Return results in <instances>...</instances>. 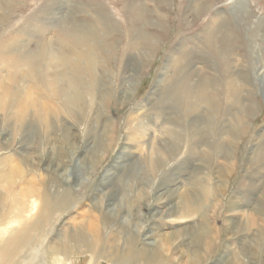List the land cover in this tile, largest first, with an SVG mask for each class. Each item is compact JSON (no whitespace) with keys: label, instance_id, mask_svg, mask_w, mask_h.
I'll use <instances>...</instances> for the list:
<instances>
[{"label":"rangeland","instance_id":"obj_1","mask_svg":"<svg viewBox=\"0 0 264 264\" xmlns=\"http://www.w3.org/2000/svg\"><path fill=\"white\" fill-rule=\"evenodd\" d=\"M132 1H144L145 6L138 8L142 13L141 16L146 18L148 23L134 16L137 7L134 6L136 3L131 4ZM193 2L194 0H0V44L4 42V48L10 42L8 39L21 33L23 41H28L26 44L24 42L25 46L30 50H36L39 48L38 36L43 30L48 38L55 36L62 38L66 35L67 39L56 42L55 47L65 56L69 55L77 46L75 35L78 34V25L83 21L93 22L94 16L101 13L109 24V33L103 36L102 40L108 43L110 47L108 51L111 54L110 57L108 56L110 63L103 56L105 54L97 59L96 70L104 81V84L102 83L104 88H101L99 92L102 95L104 116L99 124L95 123L96 116L90 103L88 108L73 115L67 111L62 103L63 99L57 97L55 100L51 99L48 89L44 88L33 74L35 64L28 56L29 60L22 66L29 76L26 86L38 94L41 92L43 95H39L38 98L43 100L48 98L59 111L58 113L50 112V140L47 139V127L36 125L29 139L32 141L33 135H37L35 138L37 145L33 146L24 140L27 137L24 136V132L16 128L14 121L9 123L10 115L0 113V164L4 157L18 164V158L19 156L21 158L23 152H32L30 164L27 166L28 178L39 189V193L43 194L45 190V185L41 181L43 177L57 178L62 184L57 186L60 187L61 192H64L61 194L66 198L59 197L61 198L57 200L59 203H55L56 210L53 209L52 216L41 233L43 242L35 241L23 254L21 250L13 264H52L54 256L50 255L49 245L57 242V238L62 236L60 229L63 223L66 220L69 222L71 217H74V223L83 218L95 220V217H100L96 207L100 208L102 199L105 201L104 210L105 208L107 212L111 210L108 212L109 216L116 214L117 216L114 217L121 223L124 222L123 225L126 226L123 227L127 232H121L119 247L114 255H110L112 249L108 241L103 242L102 255L99 253V257H93L89 247L73 249L72 253L67 255V259L74 264H115V255L126 251L127 236L131 233L136 235L137 248H139L144 234L150 227L155 229L160 239H164L166 243L171 239L167 234L174 231L175 237V228H181L180 232L184 238L176 237V241L183 244L188 242L181 246V250L179 249L184 251L181 264H264V185L258 186L256 196L242 207L231 210L233 205L242 202L241 193L245 191L244 184L251 178L253 172L264 166V153H262L264 150L262 149L261 154L257 146L261 133L264 132V94L262 93L263 82L260 78V72L264 73V0H209L208 2L202 0L198 2L199 7H195L196 9ZM238 3H241L240 7ZM220 11L226 15L233 38L228 46L232 48V52L229 51L226 55L229 59L237 60L242 74H240V80L246 86V94L243 96L246 110L241 109L242 111H237L235 115L245 120L240 126L234 127L233 131H227L231 141L227 142L224 158L220 159L222 164L218 165L216 144L226 111L227 99L224 97V89L217 90L215 86L224 78L222 71L224 64L220 61L222 51L227 48V45L220 43L218 47H215L216 50L200 49L196 62L201 70L203 68L205 70L198 73L200 69H197V76L212 82L210 88L215 90L208 91L207 94L215 96L217 101L212 105L213 115H208L210 121L205 123L206 138L204 137L201 155L202 157L205 155V159L195 160L198 164H190L188 161H191L192 145L188 126L191 118L198 113L199 108L194 104L198 103V100L193 98L192 104L186 94L179 89L176 91L177 97L171 99L173 96L171 95L169 96L171 100L163 104L169 108H166L162 114L158 112H162L160 108L163 102L162 93L170 89V83L175 80L174 77L178 76L173 74L172 67L167 68L169 63L171 64L169 60L175 58L174 62L177 61L180 45L184 41L186 43L183 48L188 49L190 46L194 48L196 43H198L196 47L205 48L206 41L203 42L204 39H201L199 34L214 14ZM138 29L146 33L148 38L144 37L147 42L146 39H140L145 40L140 41L143 46H140L139 42L138 48L131 52V46L128 45L131 43L130 40L138 37ZM109 34L112 35L108 37ZM98 50H100L99 47L95 52L97 55L101 54ZM15 55L0 49L1 80L7 81L9 76L14 74V69L9 66L8 60L12 61ZM205 58L208 59L205 60ZM214 69L216 73L213 72ZM10 83L7 81L5 85L11 86ZM87 97L89 99L90 95ZM88 99L85 98V103ZM209 113L211 111H207V114ZM174 122L179 127L173 126ZM88 127L92 131L90 134H87ZM169 129H179L183 139L175 141L168 134ZM65 131H68L70 137H74L77 145L75 149L71 150L65 143ZM142 133L146 135L142 143L143 149L140 147L139 150L136 148L138 144L136 138H139ZM68 135L67 138H70ZM97 137L99 139L102 137L101 142L105 141L100 150L96 147ZM152 144L154 145L153 158L157 159L154 170L149 167L151 164L144 163L150 156ZM48 145L51 149L58 151L60 160L53 158L52 161L48 158ZM169 147L172 151H168ZM161 150H167L163 162L158 160ZM56 162L60 165L57 177L54 173L51 175L52 171L48 169V167H56ZM219 179L224 182L221 184ZM204 183L210 184L212 191L203 211L197 215L184 217L177 215L178 217L169 218L170 215L168 216L166 212L170 210L174 201L179 200L181 191L186 188L192 192L196 191L200 184ZM20 184L21 180L14 188L16 193ZM172 188L179 190V194L170 196L169 190ZM14 191L9 195L7 203L4 199L6 194L3 198L0 191L2 195L0 196V213L2 212L0 222H4L0 224V228H8L7 237L13 232L11 230L22 227V219L34 217L38 213L39 206L42 207L40 202L41 204H38L35 209L27 212L22 209V212L18 214L11 208L12 202L30 205L34 198L23 199L21 195L12 200ZM193 201L196 203L198 200ZM133 203L137 207L134 209L133 216L139 222L137 225L134 218L128 215ZM117 208L124 211L118 213ZM255 208L257 209V212L253 214L256 220H254L255 227L240 232L236 222L244 223L248 213ZM159 210L161 213L157 214ZM84 212H86L85 217L82 215ZM19 215L22 216L21 219H17ZM72 222L70 220L64 226L73 228ZM111 228L105 229L103 235L112 236ZM119 233L120 231L117 232L118 236L121 235ZM243 241L248 244L250 253L239 254L240 258L236 259V253L240 251ZM111 244L113 245L114 242ZM71 245L74 244L71 243ZM106 250H109L110 254ZM179 250L176 253H181ZM48 260L51 261L48 262Z\"/></svg>","mask_w":264,"mask_h":264},{"label":"bare ground","instance_id":"obj_2","mask_svg":"<svg viewBox=\"0 0 264 264\" xmlns=\"http://www.w3.org/2000/svg\"><path fill=\"white\" fill-rule=\"evenodd\" d=\"M200 1L202 0H194L193 2L194 8L199 7L198 2ZM206 1L208 2L209 0H206ZM241 3H238L237 5H239L240 7ZM131 4L132 5L135 4L134 6L137 7L135 11L136 14L134 16L137 18L139 17L138 19L140 18L144 19V17L141 16L142 13L140 12V9L138 8L144 5V1H139V2L132 1ZM131 15H132V12H131ZM145 19H144L145 23H148V21L146 22ZM108 25H109L108 22L106 21V19H104V17H102L101 13H98L97 15L94 16L93 22L83 21L82 24L78 25L79 26L77 27L78 34L75 35L77 46L74 47V50L72 53L66 56L64 55L62 51L60 52V50L55 47L56 42H61L62 39L63 40L67 39L65 38L66 35L63 36L64 38L63 37L61 38L60 36L48 38L47 33L43 30L40 32V36H38L39 48L36 50H30L27 48V46H25V44L28 41L27 42L23 41L24 38L22 37L21 33L20 35H16L13 38L8 39L10 42L5 48L3 47L5 45L3 44L4 42L0 44V49H3V51L8 52V54L10 53L16 54L15 57L14 56L12 57L11 59L12 61L8 60L9 66H11L14 69V74L9 76V78L7 79V81L11 82L10 83L11 86L5 85V82L7 81L0 79L1 80L0 81V113L10 115V117L8 118L9 123L11 121H14L16 128L24 132V136L27 137V139H24L26 142L32 144L33 146L37 145L35 141V138L37 135H33L34 137H32L33 138L31 139L32 141H30L29 139L31 138L30 136L32 135L31 133L34 130V127L39 124L41 125V127L43 125L47 127L48 129L47 139L50 140L51 138V132H50L51 131V128H50L51 126L50 115L51 114L50 112H55V113L59 112L58 108L55 109V106L53 105L54 103L51 100H49L48 98L47 99L45 98V100H43L42 98H41L42 100L38 98V96L42 94L41 92L38 94L32 91V89L30 90L29 87L26 86L25 83L29 76L26 74L22 66L26 65L24 62H27L29 60L27 59L28 57L31 58L32 63L35 64L33 74L36 75V78L40 80L41 85H43L44 88L48 89L47 91L49 92L50 94L49 97L51 96L50 97L51 99L55 100L56 97L63 99L62 103L67 108V111L73 115L78 114V112H82L83 110H85L86 107L88 108L89 103H90L91 104L90 107L91 109H93L95 116H96L95 118L96 120L94 119L96 121L95 123L96 124L100 123L102 116L104 115L102 111L103 110L102 95L99 94V92L101 88H104V85H102L104 81L101 78V76L97 73L96 66H97V61H98L97 59H99L98 57L100 55L105 54L103 56H105L107 60H109L108 56L110 57L111 55L109 53L110 47L108 43L106 44L102 40L103 39L102 37L105 36L107 33H109ZM111 30L113 31L112 27H111ZM110 35L112 34H109L108 37ZM137 35H138L137 38L134 37V40H130L131 43L129 42L130 44L128 46H131L130 47V49L132 50L131 52L135 51V49L138 48L137 45H139L140 41H145V40H140V39H146L147 37L146 33L142 31V29H138ZM43 37L45 38L47 37L48 39H44ZM199 37H201V39H204L203 42L206 41L207 44L204 43L205 48L196 47L198 44L196 43V45H194V48L193 46H190L188 47V49H186L187 47L183 48L185 46L184 44L186 43L184 41L180 45V48H179L180 53H179L177 61L174 62L175 58L169 60L171 64L169 63L167 68L172 67L173 74H177L178 76L176 78L174 77L175 80H173L172 83H170V89L162 93L163 102H161L162 104L160 106V108L162 109V112L159 111L158 114L164 113V111H166L165 109L169 108L168 106L167 107L163 106V104H165L167 101L169 102L173 97H177L176 91L179 89H181V91H183L184 94H186V97L189 100H191L192 104L194 103L192 102L193 98H196V101L198 100V103H194V104H196V107L199 108V110L197 111L198 113L193 118H191V120L189 121V126H188L189 131H190V141L192 145L191 159L189 157L191 161H188V163L190 162V164H198L197 161L195 162V160L200 161L201 159L202 160L205 159L204 158L205 155L203 157L201 156L203 152L202 146H204L203 142H204V139L206 138L205 132H204V129L206 127L205 123H208L210 121L209 116L210 114L214 112V110L212 109L213 107L212 105H214L217 100L215 96H208L207 94L208 91L215 90L213 88H210L212 82L211 81L207 82L204 78L202 77L199 78L197 76L198 73H201V71L204 68L201 70L200 67L197 66L196 60L199 57L198 52L200 49L203 50V49L211 48L212 50L213 49L216 50L215 47H218L220 43H225L227 45V48L224 51H222L223 52L222 58H221L222 60L220 61L221 64H224V66L222 65V71L224 73L223 74L224 78L221 79L222 82H220V84H216L215 86L217 90L218 88L224 89V97L227 99L226 100V111H225L222 123L220 125V128H219L218 141L216 144V151L218 154L217 164L220 165L222 164V160L220 159L224 156L226 149H227V142L230 143L231 141L230 140L231 136L227 134V131L228 130L233 131L234 127L240 126L241 124L244 123V120H245V118L237 117L235 113L241 109H243V111L246 110L245 105H244L245 100L243 99V96L246 94L245 92L246 86L245 84L242 83V80H240V77L242 74L239 71V69L241 68H239L237 60L235 61L233 58L229 59V57L226 55L229 51L232 52V48L228 46L231 44V41H233L232 40L233 38L230 32V26L228 25V20L226 19V15L224 14L223 11L216 12L214 14V16L210 19V22L207 24V26L200 32ZM146 42H147V39H146ZM68 45L70 46V44ZM141 45L142 44L140 42V46ZM98 47L100 49L98 51L101 52V54L99 55L95 53ZM20 58H22L21 61H20ZM207 59L208 58H205V60ZM109 63H110V60H109ZM35 67L37 68L35 69ZM39 69H40V72H39ZM102 69H103V66H102ZM197 69H200V72L197 73ZM215 70L216 69H214L213 72ZM216 72L217 71H215V73ZM191 78H192V82H190ZM260 78L263 82V85L262 84L261 85H262V93L264 94V73L260 72ZM89 95H90V98L88 99L87 96ZM171 95L173 96L169 100V96ZM44 96L46 97L45 94ZM220 96H222V94ZM85 98L88 99L87 103H85ZM158 109L159 108H157V110ZM207 111H211V113L207 114ZM212 119H213V116H212ZM175 125L179 127V125L174 122L173 126ZM178 127H175V128H178ZM67 132L64 134L65 143H67V145L69 146L71 150L75 149L77 145L75 143L74 137L73 136L70 137ZM91 132L92 131L88 127L87 134H90ZM168 134L175 141L176 140L179 141L180 139H183L181 138L179 129H169ZM261 134L262 135L257 144L260 153L262 149L264 150V132ZM67 135L70 138H67ZM140 135L141 136H139V138L138 137L136 138V141L138 143L136 148L139 150H140V147L142 148V143L144 142V138H145L144 136L146 134L142 133ZM101 138L99 139V137H97V140H96V147H98L99 150L101 149V147H103L102 143L105 142V141L101 142ZM47 144H50V143L47 142ZM48 146H49L48 158L51 160L53 158L59 159L60 157H59V154L57 153L58 151L51 149L50 145ZM153 149H154V145L152 144L151 151H149L150 156L147 158V155H146V158L148 161L145 160L144 162L145 164H151V166L149 167H151L152 170L156 169L155 164H157L156 162L157 159L155 160V158H153V153H154V152L152 153ZM171 149L172 148L169 147L168 151H172ZM166 152L167 150H164V151L161 150L160 158H158V160L160 159L161 162H163V158L166 157L165 156ZM262 153H264V151H262ZM17 154L18 153H16V155ZM31 155H32V152L30 151L23 152L21 158L20 156L18 158L19 160L18 164L17 163L14 164L13 162H10L9 160H7L8 158L4 157L0 164V188H1L0 191H2L1 193L3 195V198L6 194V198H4L6 199L5 202L6 203L8 202L9 195L11 194L12 191H14V188L17 185L19 180H21V184L18 186V189H17L18 191L17 193L19 194H17L16 191H14L12 193L13 194L12 200L13 198H17V197L19 198L21 195L23 199L30 200V198H34V201L30 205H27V204L19 205L16 202H12L11 208L13 210H16L19 214V212H22V209L25 212H27L28 210L31 211L35 209V207H38V204L40 205L42 203L41 204L42 207L40 208L39 206L38 208V213H36L35 216L32 218L26 217L22 219V227L17 230H11L13 232L10 231L11 233L8 234V237L6 236V233H8L7 232L8 228L7 227L0 228V264H13L17 259L16 257L20 255L21 250L23 254L28 248H31L32 244L35 241L39 240L40 242H43L41 233H42L44 226L46 225V223L52 216L53 209L56 210L54 207L55 203H59L58 199L65 198V196L61 194L64 192H61L62 190L59 189L60 187L58 188L59 184L61 183L59 182L57 178H49V179L47 178L46 179V177H43L41 181H42V184L45 185L44 186L45 190L43 191V194L39 193V189L35 187V184L32 182V180L28 178L27 166L28 164H30ZM58 163L56 162V167H53V165H52L53 168L48 167V169H51L52 171L51 175L54 173L56 177L58 176V169L60 167ZM47 177H52V176H47ZM219 180L221 184L224 182V180L221 181L222 179H219ZM207 182H210V180L209 181L207 180ZM262 185H264V166L258 168L257 171L253 172V175L251 176V178L248 179V181L244 184L245 191L241 193L242 202L237 203V205H233L231 210H236L240 206L242 207L245 203H247V201L251 200L254 196H256L257 190H259L257 189L258 186H262ZM167 186H169V184ZM178 191L179 190L172 188L169 190V194L170 196H174V195L176 196L179 194ZM211 191H212V188L210 189V184L208 183L200 184L198 189L193 192L190 191L188 188H186L184 191H181L179 195V200L174 201L175 203L171 206L170 210L168 209L169 211H167L166 214L168 216L170 215L169 218L177 216V215H181L184 217V216L200 214L209 202V196H210ZM67 193H69V191ZM2 195L0 196L2 197ZM193 200H196V201L198 200V201L195 203ZM104 202H105L104 199H102L100 203L102 204L101 205L102 207L101 206L100 208L96 207L97 211L94 209L98 214L100 213L101 215L100 217L96 215L97 217H95L96 218L95 220H88L86 218H83L85 217V214H86V212H84V214H82L83 219H80V221H77L76 223H74V217H71V219L69 218V222L70 220L73 221L72 222L74 224L72 226L73 228L64 226L65 224L69 223L67 222V220L63 223L60 229L62 236L60 238H57L58 239L57 242H53L51 246L49 245L48 250L50 251V255L54 256L52 264H74L73 262L67 259V255L71 254L73 249L75 248L82 249V247H89L90 248L89 250L93 252L94 256L93 255L92 256L99 257V253L102 255L101 249H102L104 241H108L112 249L110 250L111 254L109 250L108 251L106 250V252H108L110 255L116 254L117 249H118L117 247H119L118 246L119 237L122 236L121 232L126 233L127 231H126V228L123 227L125 225V224L123 225L124 222L121 223L116 217H114V216H117L116 214H114V216L113 215L109 216L108 212H110L111 210L108 209L110 210L108 212L106 211V208L104 210L103 208ZM135 207L136 206L133 203L131 205L130 211L128 212V215H131V217L135 215L134 213ZM256 208H258V206ZM256 208L248 213L247 220L244 223L237 224L236 222V225H237L236 227L240 230V232L242 231L245 232L249 228L255 227L256 220L253 214L257 212ZM122 211L124 210H122L121 208H117L118 213H122ZM156 213L160 214L161 210L157 211ZM21 217L22 216L19 215L17 219H21ZM133 218L135 220L134 221L135 225L139 224V222L135 219V217ZM172 222H175V221H172ZM2 223L4 222L2 221ZM2 223L0 222V224ZM109 227H112L111 228L112 230H113V227L115 228L113 232L111 230L112 236H104L103 231ZM118 231H120L121 233L120 236H118L117 234ZM180 231H181V228L179 229V227L178 228L176 227L175 237L173 235L174 231L167 234V236H169L171 239L168 241V243H166L164 242V239H160V235H158V232H156L155 229L150 227L148 231L144 234V239H142V243L139 248H137V241H138V240L136 241L137 236L130 232L131 235L127 236L126 241H125L126 251L124 250L119 255L117 253V255H115L114 263L115 264H166V263L167 264H176V263L181 264L182 256H184L183 255L184 251H180L181 250L180 248L181 246H183L185 243L187 244L188 242H185L183 244V242L179 243L176 241V237L184 238V236L181 234ZM113 233L115 234L113 235ZM165 236H162V237H165ZM172 237L174 239H172ZM244 239H246V237ZM91 240H94V241L92 242ZM110 242L111 243L114 242V244L112 245ZM71 243L74 244L75 246L71 245ZM132 244L134 245L131 247ZM247 246L248 244L245 241H243L240 246L241 247L240 251L236 253V256H235L236 259L240 258L239 254L243 255V254L250 253ZM178 250L181 253H176ZM46 254H48V252ZM49 261L51 260H48V262Z\"/></svg>","mask_w":264,"mask_h":264}]
</instances>
